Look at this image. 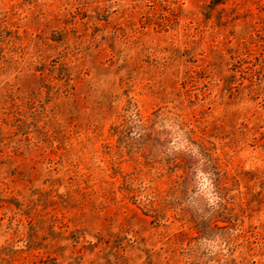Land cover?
<instances>
[{"label":"rangeland","instance_id":"374dc122","mask_svg":"<svg viewBox=\"0 0 264 264\" xmlns=\"http://www.w3.org/2000/svg\"><path fill=\"white\" fill-rule=\"evenodd\" d=\"M0 264H264V0H0Z\"/></svg>","mask_w":264,"mask_h":264},{"label":"trees","instance_id":"16d2710c","mask_svg":"<svg viewBox=\"0 0 264 264\" xmlns=\"http://www.w3.org/2000/svg\"><path fill=\"white\" fill-rule=\"evenodd\" d=\"M225 0H209L210 6H215L217 4L223 3ZM199 151L198 154L200 155V144L198 145ZM202 172L205 173L206 177L209 179L212 186L216 189L217 193H220V191L224 188L225 183V174L222 172V170L219 168V166L216 164L214 158L208 153H204V161L202 164ZM219 199L216 201V208L214 209L216 212H218L219 217L222 219H227V210L228 207L223 201V197L218 194Z\"/></svg>","mask_w":264,"mask_h":264}]
</instances>
